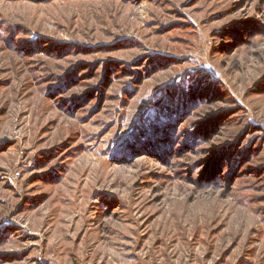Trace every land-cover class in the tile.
<instances>
[{"label": "rangeland", "instance_id": "1", "mask_svg": "<svg viewBox=\"0 0 264 264\" xmlns=\"http://www.w3.org/2000/svg\"><path fill=\"white\" fill-rule=\"evenodd\" d=\"M0 264H264V0H0Z\"/></svg>", "mask_w": 264, "mask_h": 264}, {"label": "trees", "instance_id": "2", "mask_svg": "<svg viewBox=\"0 0 264 264\" xmlns=\"http://www.w3.org/2000/svg\"><path fill=\"white\" fill-rule=\"evenodd\" d=\"M126 1V0H125ZM11 25H13V24H11ZM16 38H18V37H16ZM70 76V75H69ZM174 111H176V108L174 107ZM178 112V111H177ZM188 111H186L184 114H186ZM179 116H180V114H179ZM179 116H178V118H179ZM178 118H176L175 117V119L174 118H172V119H174V120H178ZM175 123V122H174ZM168 129H170L169 127L167 128V130L166 131H168L169 133H171Z\"/></svg>", "mask_w": 264, "mask_h": 264}]
</instances>
